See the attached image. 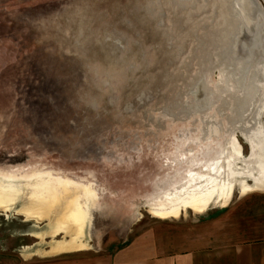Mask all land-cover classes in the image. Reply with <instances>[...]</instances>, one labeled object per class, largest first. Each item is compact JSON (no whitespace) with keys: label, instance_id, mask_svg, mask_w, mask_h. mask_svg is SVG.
I'll return each mask as SVG.
<instances>
[{"label":"rangeland","instance_id":"1","mask_svg":"<svg viewBox=\"0 0 264 264\" xmlns=\"http://www.w3.org/2000/svg\"><path fill=\"white\" fill-rule=\"evenodd\" d=\"M131 1L135 0H117L116 4L123 6ZM258 1L264 7V0ZM93 2L0 0V179L48 176L86 189L90 198L83 239L86 247L82 249L103 251L116 249L158 220L150 208L178 196L179 185L190 182L191 172L202 171L211 159L201 157L195 164L193 157L199 154L200 141L210 134L212 126L223 135L230 134L220 146L215 145L216 156L228 154L234 135L246 158L250 147L240 135V128L232 126L224 116L236 108L227 94L221 95L207 117L195 115L186 121L170 119L171 122L159 113H154V123L140 113L98 120L90 116L86 110L90 105L83 96L90 95L92 84L72 82L65 76L70 70L69 58L63 57L61 50L68 51L74 39L71 31L63 29L65 18H77L86 29L96 25ZM136 2L142 4L145 0ZM197 10L192 5L181 17L200 15ZM167 11L170 16L171 7ZM104 14L107 23L111 22L113 14L108 7ZM145 46L149 48L146 43ZM257 66L254 63L250 67L257 72ZM76 74L71 72L70 76ZM257 74L260 100L255 107L264 109V78ZM219 76L216 71L212 80L217 82ZM102 89L107 94V86ZM231 90L240 96L237 90ZM224 100L231 102L225 110ZM253 108H245L247 118ZM260 120L264 122V115ZM164 123L169 126L159 128ZM211 138L219 139L214 133ZM241 164L247 168L243 161L238 165ZM174 172L176 176L172 177ZM242 179L254 184L252 175L239 178ZM239 195L242 194L236 187L233 198ZM22 206L19 201L9 212L0 210V264L51 256L47 252L54 244L70 240L64 231L53 234V210L50 216L33 219L19 213ZM215 207L219 206L209 209ZM185 214L196 213L189 209L179 217Z\"/></svg>","mask_w":264,"mask_h":264},{"label":"water","instance_id":"2","mask_svg":"<svg viewBox=\"0 0 264 264\" xmlns=\"http://www.w3.org/2000/svg\"><path fill=\"white\" fill-rule=\"evenodd\" d=\"M116 1L94 0L98 18L92 28L86 29L77 18H65L63 29L74 38L68 51L61 50L69 58L70 70L65 76L72 82L92 84L90 95L83 96L90 105L86 106L90 116L98 120L140 113L154 123V113H159L169 121H186L195 115L207 117L221 95L227 94L236 108L224 116L233 124L231 115L247 106V89L246 82L235 77L231 46L236 40L240 56L247 54L251 25L239 23L237 18V37L230 24L215 31L217 21L210 19L204 32L193 13L181 17L188 7L198 8L199 0H145L142 4L135 0L123 6ZM251 1L264 9L258 0ZM107 7L113 14L109 23L104 19ZM167 7H171L170 16ZM216 71L220 74L217 82L212 80ZM71 72L77 74L71 77ZM105 86L107 94L102 89ZM227 101L223 109L230 106Z\"/></svg>","mask_w":264,"mask_h":264},{"label":"bare ground","instance_id":"3","mask_svg":"<svg viewBox=\"0 0 264 264\" xmlns=\"http://www.w3.org/2000/svg\"><path fill=\"white\" fill-rule=\"evenodd\" d=\"M198 3L197 11L200 15L198 13L193 15L200 22L201 30L204 32V28L210 19L217 21L213 27L215 31L225 29V25L230 24L233 27L232 31L235 32L234 35L237 37L239 23L251 25L249 41L246 45L247 54L244 57L240 56V49L238 45L236 46V40L231 46V54L235 57L233 58L236 68L235 77L241 82L243 80L246 82L245 101L247 106L245 108L254 107V112L250 118H247L249 115L245 112L244 107L243 109L238 107V112L231 115V121L233 122L232 126L240 128L238 130L248 143L250 154L247 158L242 154V147L234 135L228 148V154L216 156L215 153L218 148L215 145L220 146L226 141L224 137L228 138L230 134L223 135L221 134L222 131L220 132L217 127L212 126L210 134H205L200 141L202 145L198 149L196 146L199 154L194 155L195 161L193 163H199L201 157L211 160L202 168V171L197 169L191 172L189 183L179 185L180 193L178 196L176 195L174 198L155 204L150 208L153 216L162 219L179 216L189 209L196 213H202L212 206H227L231 202L236 187L239 188L241 194L252 190H264V122L260 120V117L264 115V109L260 106L255 107L256 102L260 100L257 97L259 95L257 72L259 76L264 78V64H262L264 61V9H259L251 0H199ZM251 7L254 10H251ZM231 14L232 18L230 17ZM237 18L239 23L236 24ZM255 49L256 52H254ZM259 60H261L260 64L262 65H258L257 72H255L250 66L253 65L254 67V62L256 65ZM235 117L239 118L237 122L234 121ZM213 133L219 139L211 138ZM210 138L212 139L210 143L204 146ZM242 161L247 167L246 169L242 168V164L241 167L238 165ZM222 162H224L223 166L221 165ZM236 164L237 166H235ZM224 173L226 176H223ZM246 175L247 177L253 176V185L248 184L243 179V181L239 180ZM175 176L176 172L172 177ZM1 179L0 210L9 212L21 201L23 206L19 213L29 218L41 219L50 216L52 210L55 212L56 227L53 234L64 231L71 237L68 241L54 244L50 250L51 254L86 247L83 239L85 237L84 229L88 224L86 205L90 198V193L86 189L74 186L68 181L48 176L2 177Z\"/></svg>","mask_w":264,"mask_h":264},{"label":"crops","instance_id":"4","mask_svg":"<svg viewBox=\"0 0 264 264\" xmlns=\"http://www.w3.org/2000/svg\"><path fill=\"white\" fill-rule=\"evenodd\" d=\"M204 212L159 218L116 249L49 251L18 264H264V190Z\"/></svg>","mask_w":264,"mask_h":264},{"label":"flooded vegetation","instance_id":"5","mask_svg":"<svg viewBox=\"0 0 264 264\" xmlns=\"http://www.w3.org/2000/svg\"><path fill=\"white\" fill-rule=\"evenodd\" d=\"M251 10H254V8L251 7ZM254 12H255V11H254ZM252 48H253V47H252ZM254 52H256V49L254 50ZM260 62H261V60H259V61L257 62L256 66H257V65L261 66L262 64H264V61H262V62H263L262 64H260ZM254 63H255V62H254ZM259 66H258V67H259ZM262 67H263V66H262Z\"/></svg>","mask_w":264,"mask_h":264}]
</instances>
